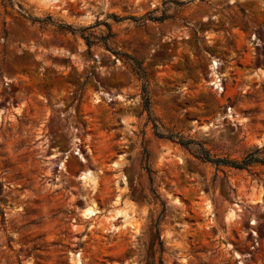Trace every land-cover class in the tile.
Here are the masks:
<instances>
[{
	"label": "rangeland",
	"instance_id": "obj_1",
	"mask_svg": "<svg viewBox=\"0 0 264 264\" xmlns=\"http://www.w3.org/2000/svg\"><path fill=\"white\" fill-rule=\"evenodd\" d=\"M129 58L264 158V0H0V264H264V164Z\"/></svg>",
	"mask_w": 264,
	"mask_h": 264
},
{
	"label": "trees",
	"instance_id": "obj_2",
	"mask_svg": "<svg viewBox=\"0 0 264 264\" xmlns=\"http://www.w3.org/2000/svg\"><path fill=\"white\" fill-rule=\"evenodd\" d=\"M84 39L86 41L87 48H90V46L94 44V42L90 40L89 36H84ZM105 39L106 37L103 38L102 41L103 45H106ZM129 59H130L129 66L131 70L136 74L137 79L140 81V100H141L142 110L146 112V119L150 120L152 123V132L155 137L169 140L175 144H178L180 147H182L186 152L191 154L196 159L202 162H208L214 164L216 166L223 165L236 169H247L248 167L256 163L264 164V158L258 155L257 148H255L250 152H247L245 155L241 157L240 160H230L226 158L212 157L198 140H195L191 137L183 136L178 132L172 133L166 130H161L156 122V119L153 116H151L150 102H149V96H148L146 79H145V70L136 60H134L133 58H129ZM144 169L146 171L147 178L151 183V177H150L151 170L148 168L146 160L144 164ZM150 191L152 193L153 199L155 201L156 200L159 201V204L161 206L160 213H162L164 210V203L158 199V196L157 194H155L154 190L150 189ZM158 221L159 218L157 219V221L154 223L153 226L155 232V239L160 248L161 242L158 237Z\"/></svg>",
	"mask_w": 264,
	"mask_h": 264
}]
</instances>
